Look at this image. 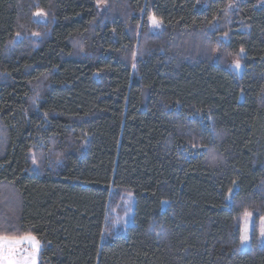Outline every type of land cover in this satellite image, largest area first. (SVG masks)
I'll return each mask as SVG.
<instances>
[{
    "label": "trees",
    "instance_id": "1",
    "mask_svg": "<svg viewBox=\"0 0 264 264\" xmlns=\"http://www.w3.org/2000/svg\"><path fill=\"white\" fill-rule=\"evenodd\" d=\"M0 135V233L39 264H264L239 226L264 218V0H0Z\"/></svg>",
    "mask_w": 264,
    "mask_h": 264
},
{
    "label": "rangeland",
    "instance_id": "2",
    "mask_svg": "<svg viewBox=\"0 0 264 264\" xmlns=\"http://www.w3.org/2000/svg\"><path fill=\"white\" fill-rule=\"evenodd\" d=\"M102 6H104V5H102ZM104 9H105L104 7H101L100 8L101 12ZM39 12L41 13V15H39V16L36 15V13H37L36 12L33 15V18L35 19L36 22L41 23V24H45L48 20V15L42 11H39ZM149 30L153 34H156V35L161 34L164 31L163 22L161 21L159 27H154L152 22H151V19H149ZM202 39H204V38H202ZM186 42L187 43H185V44H187V46H188L189 42L188 41H186ZM181 43L182 42H177L175 45H173V47L178 48V47H180L179 44H181ZM192 45H194V43ZM204 55H205V51H204ZM235 63L236 62H234L232 64L233 71H235L238 74H241L243 72L242 65L239 63L240 68L237 69L235 67ZM0 139H1V135H0ZM0 190L3 191L4 194H7V195L11 194L16 200V196H15V194H13L14 192L10 191L9 189L7 190V189H3V188H1ZM133 207H134V199L129 194L120 195L119 199H117L116 201L112 202L109 205L108 222H107V230H108L109 236L125 231L126 227L129 224H131ZM239 224H240L239 226L241 229V236L243 235L245 229H247L248 234H249V240L248 241L243 242V243H242V241L240 242V250L245 251V250H248L252 247L254 234H256V239H257L256 242L259 243L260 245L264 244V237H262L260 235V230L262 227H264V219L260 218V219L256 220L255 215L253 213L250 217H248L246 219L244 214H243L239 220ZM23 247L30 250V246L27 244L23 245ZM37 264H39V255L37 257Z\"/></svg>",
    "mask_w": 264,
    "mask_h": 264
},
{
    "label": "snow or ice",
    "instance_id": "3",
    "mask_svg": "<svg viewBox=\"0 0 264 264\" xmlns=\"http://www.w3.org/2000/svg\"><path fill=\"white\" fill-rule=\"evenodd\" d=\"M36 15L39 16L41 13L37 12ZM150 19L154 27H159L161 21L158 18L152 16ZM241 52H243V49H241ZM235 67L237 69L240 68L238 60L235 63ZM212 159L215 161L217 158L213 156ZM251 215L252 213L247 210L244 212L246 219ZM260 235L264 237V227L261 228ZM248 240L249 234L247 229H245L241 236V241L243 243ZM25 244L30 246V250L23 247ZM40 248V241L30 232L20 235L0 233V264H37Z\"/></svg>",
    "mask_w": 264,
    "mask_h": 264
}]
</instances>
